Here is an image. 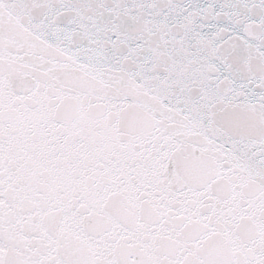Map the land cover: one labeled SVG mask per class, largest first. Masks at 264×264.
Masks as SVG:
<instances>
[{"label":"snow or ice","instance_id":"obj_1","mask_svg":"<svg viewBox=\"0 0 264 264\" xmlns=\"http://www.w3.org/2000/svg\"><path fill=\"white\" fill-rule=\"evenodd\" d=\"M0 264H264V0H0Z\"/></svg>","mask_w":264,"mask_h":264}]
</instances>
